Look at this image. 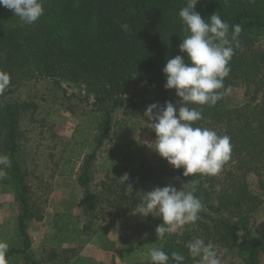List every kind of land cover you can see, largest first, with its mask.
I'll list each match as a JSON object with an SVG mask.
<instances>
[{
	"label": "trees",
	"instance_id": "trees-1",
	"mask_svg": "<svg viewBox=\"0 0 264 264\" xmlns=\"http://www.w3.org/2000/svg\"><path fill=\"white\" fill-rule=\"evenodd\" d=\"M187 3L188 0H43L44 14L31 25L23 24L12 10L0 6V71L10 75L9 86L0 93V153L7 154L12 161L6 169L7 177L0 183L13 184L14 199L21 206L15 229L19 246L9 247L7 260L12 256L24 259L26 264H39L28 253L31 241L27 230L34 216L16 161L19 116L24 105L10 103L6 98L19 84L41 76L81 82L94 95V110L89 114L87 127L92 151L83 152L81 149H85L87 140H79L71 155L62 156L63 161L70 163L68 174L81 162L75 180L81 189L78 205L89 220L83 223V232L90 233L93 221L100 219L102 200L107 204V216H128L141 203L138 193L142 187L136 185L137 179L154 176L159 180L169 176L176 185L191 186L196 181L195 195L202 201L203 209L194 224L182 226L181 235L166 234L159 239L151 233L143 242L155 243L169 255L179 252L185 256L183 264H196L186 244L199 237L206 243L212 240L219 247L234 250L237 260L233 264H264L261 261L264 243L246 223L258 205L256 196L248 190L246 178L264 163V92L254 104L235 109H228L224 104V89L228 85L237 79L252 82L261 73V61L252 47L257 34H264V0H199L195 8L206 20L217 12L230 25V31L232 25L242 27L241 47L235 50L230 61L231 71L220 90L222 99L211 107L189 105L200 108L203 116L193 126L208 127L220 135L230 136L231 158L222 171L216 176L185 177L182 168L174 169L163 160L153 169L147 168L140 159L126 162L120 151L119 156L111 153L107 159L117 166L107 176L109 181H93V169L99 168L94 162L110 136L112 114L117 109H125L131 87H139L141 101L145 103L162 108L166 101H171L179 108L180 98L175 90L164 88L166 77L162 69L167 59L183 55L179 44L186 33L179 11ZM263 85L261 79L255 81L254 93H259ZM147 94L151 95L148 101ZM141 108L134 104L130 114H137ZM106 170L108 173V167ZM125 174L131 188L118 179ZM105 192L112 198L105 199ZM42 216L34 220H41ZM54 218L56 225L59 221L55 215ZM160 223L157 216L146 227L152 229ZM126 230L137 237L136 228L126 227ZM240 231L244 233V241ZM127 247L130 250L131 244ZM168 264L176 262L170 258Z\"/></svg>",
	"mask_w": 264,
	"mask_h": 264
},
{
	"label": "rangeland",
	"instance_id": "rangeland-1",
	"mask_svg": "<svg viewBox=\"0 0 264 264\" xmlns=\"http://www.w3.org/2000/svg\"><path fill=\"white\" fill-rule=\"evenodd\" d=\"M252 52L256 53L261 61V73L252 82L237 79L224 89V104L228 109L239 108L248 103H257L263 96L264 85L257 94L253 90L254 83L258 79H261L264 83V34H257ZM140 94L139 87H131L125 109H117L113 112L110 136L106 145L99 149L94 162L95 166L96 164L99 165V168L94 167L93 169V181L99 183V181L107 180L109 179L107 176L117 170L116 163L114 165V162L107 161L111 153L119 156L117 153L122 151L126 162L140 159L150 169L159 167L162 160L167 162L154 150L156 133L153 130V121H150L145 115V110L151 103L141 101L142 96ZM149 98H151V95L147 94L145 99L148 101ZM6 100L10 103L24 105V110L19 116L16 161L23 176L26 186L25 195L34 219L43 214V220L33 219L29 225L37 226L43 222L44 225L51 224V217L49 218L47 215H55L56 217V209L62 208L65 211H71L72 208L75 209L77 206L74 195L81 194V189L76 183L75 175L79 172L78 168L81 162L78 161L73 173L68 174L66 171L70 163L63 161L62 156L68 157L71 155L77 149L78 145L76 144L79 140H85V142L87 140L85 149H81L83 152L89 153L92 151L93 143H89L90 133L87 132V127L89 114L94 110L92 106L94 95L81 82H71L62 77L52 79L38 76L19 84L7 96ZM134 104H139L142 108L137 114L132 115L130 113L134 108ZM77 125H79L78 129H76ZM83 157L81 155L80 160ZM106 167H108V173ZM246 181L248 190L256 196L258 203L254 212L246 219V223L253 235L264 243V163L258 166L257 171L249 173ZM135 183L142 187L138 193L139 199L144 193L158 186L172 185L177 190L182 187L185 190H190V186L176 185L175 181L169 176L159 180L154 176H149L144 179H137ZM104 197L105 199L112 198L108 196L107 192H105ZM101 206L103 208H101L100 219L94 220L92 231L85 234V236L89 235L90 239L96 238L98 240L99 237L101 238L102 233H106L105 231L109 226L115 229L136 228L137 240H148L151 233L154 234L155 238L157 237L156 227L152 229L146 227L156 217L152 215L147 217L133 216L131 214L132 210L128 216L114 218L106 215L107 204L105 201L102 200ZM20 213L21 206L14 199L13 184L9 182L0 183V235L12 237L11 234L15 233L17 216ZM217 215L213 214L214 217H217ZM75 219L81 226L84 222L89 221L85 219L83 213L77 214ZM58 221L61 223L63 220L58 219ZM101 228H104V230ZM182 232L183 228L180 227L174 234L181 235ZM31 234L39 237L42 233L39 232L38 228L33 227ZM239 234L241 241H244L243 231H240ZM45 235H48V233H45ZM146 242L144 244L148 245H145L142 254L145 257L143 264H149L147 260L150 259L148 249L157 247L155 243ZM209 242L212 243V240H208L207 243ZM213 245L218 250L221 264L236 262L234 250H228L216 244ZM261 261L264 263V257Z\"/></svg>",
	"mask_w": 264,
	"mask_h": 264
},
{
	"label": "clouds",
	"instance_id": "clouds-1",
	"mask_svg": "<svg viewBox=\"0 0 264 264\" xmlns=\"http://www.w3.org/2000/svg\"><path fill=\"white\" fill-rule=\"evenodd\" d=\"M199 0H188L186 6L179 11L184 25L185 37L179 44L183 55L167 59L162 69L166 77L164 88L175 90L180 98V107L166 101L161 108L151 104L145 115L153 121L156 133L154 150L174 169H183V176L195 174L216 176L224 164L230 160L232 153L231 138L220 135L208 127L193 126L203 119L198 107L215 106L222 99L224 78L231 71L230 61L235 50L240 48L239 36L242 27L231 26L214 12L207 20L195 10ZM0 6L12 10L23 24L31 25L44 14L43 0H0ZM10 84V75L0 71V93ZM12 161L7 154L0 153V180L7 177L6 169ZM128 187L127 174L118 178ZM187 184V183H186ZM197 182L193 181L190 190L182 187L177 190L172 185L155 187L144 193L141 203L132 211V215L147 217L152 215L162 221L157 225V238L163 239L186 225L194 224L203 209L202 201L195 195ZM189 255L196 264H221L218 250L212 243L203 238H193L186 244ZM9 244L0 240V264H8L7 253ZM151 264H168L171 258L176 264H183L185 256L179 252L169 255L160 247L148 249Z\"/></svg>",
	"mask_w": 264,
	"mask_h": 264
},
{
	"label": "crops",
	"instance_id": "crops-1",
	"mask_svg": "<svg viewBox=\"0 0 264 264\" xmlns=\"http://www.w3.org/2000/svg\"><path fill=\"white\" fill-rule=\"evenodd\" d=\"M74 198L77 201L75 209L65 211L58 208L55 210L56 220L61 218L62 223L57 221L55 225L54 215H47L51 217V224L44 225L43 222L37 226H32V224L28 226L27 231L31 241L28 253L33 260L39 264H143L145 257L142 254L148 244H144L142 239L137 240V237L131 235L126 228L125 230L115 229L109 226L106 233L103 232L98 240L90 239L89 235L85 236L83 226L75 219L77 214H82L78 205L81 194L74 195ZM65 218L67 220H64ZM33 227L41 231L42 234L39 237L31 234ZM104 228L101 229L104 230ZM14 232L11 238L1 234L0 240L7 241L9 247H18L19 241L15 230ZM129 243L131 244L130 250L127 247ZM147 260L150 264V259ZM7 261L8 264H26L24 259L19 257L10 256Z\"/></svg>",
	"mask_w": 264,
	"mask_h": 264
}]
</instances>
